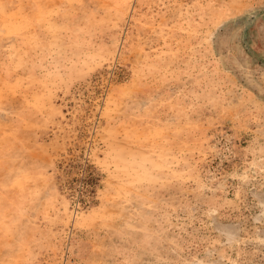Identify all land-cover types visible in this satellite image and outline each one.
<instances>
[{
	"label": "rangeland",
	"instance_id": "rangeland-1",
	"mask_svg": "<svg viewBox=\"0 0 264 264\" xmlns=\"http://www.w3.org/2000/svg\"><path fill=\"white\" fill-rule=\"evenodd\" d=\"M0 264H264V0H0Z\"/></svg>",
	"mask_w": 264,
	"mask_h": 264
}]
</instances>
